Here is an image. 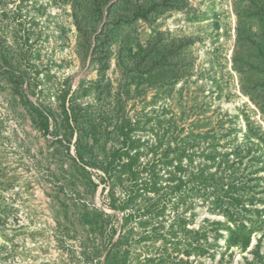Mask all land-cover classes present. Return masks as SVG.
Listing matches in <instances>:
<instances>
[{
  "label": "rangeland",
  "instance_id": "374dc122",
  "mask_svg": "<svg viewBox=\"0 0 264 264\" xmlns=\"http://www.w3.org/2000/svg\"><path fill=\"white\" fill-rule=\"evenodd\" d=\"M0 264H264V0H0Z\"/></svg>",
  "mask_w": 264,
  "mask_h": 264
},
{
  "label": "trees",
  "instance_id": "16d2710c",
  "mask_svg": "<svg viewBox=\"0 0 264 264\" xmlns=\"http://www.w3.org/2000/svg\"><path fill=\"white\" fill-rule=\"evenodd\" d=\"M72 114L74 115L73 118H74V120H75L77 115H75L74 112H73ZM44 126H45L46 129H48V123H45ZM78 140H80V137H79V136H78L77 141H78Z\"/></svg>",
  "mask_w": 264,
  "mask_h": 264
}]
</instances>
